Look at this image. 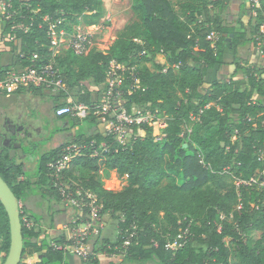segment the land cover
Instances as JSON below:
<instances>
[{"label": "trees", "instance_id": "16d2710c", "mask_svg": "<svg viewBox=\"0 0 264 264\" xmlns=\"http://www.w3.org/2000/svg\"><path fill=\"white\" fill-rule=\"evenodd\" d=\"M10 1L17 13L9 21L0 16V25L4 45L11 49L18 68L31 66L35 54L45 57L49 52L51 41L42 16L64 18L68 32L79 23L98 25L103 17L104 0ZM229 2L132 0L134 20L118 32L111 46L93 48L86 56L66 51L58 58L68 91L77 88L76 103L93 102L86 84H106L108 70L116 62L136 68L139 80L136 87L130 75L124 81L127 111L136 108L167 117L162 141H156L147 124L130 126L129 144H120L109 134L80 135L74 140L77 144L95 142V146L63 172L66 182H77L84 192L94 193L102 216H122L117 240L96 244V255L123 256L120 262L106 264H264V190L259 186L264 182V70L258 75L255 68L238 67L227 82L209 80L212 71L227 65V53L235 58L250 42L256 46L261 42L258 47L264 55V34L260 33L264 0H259V7L251 3V18L256 21L253 40L249 38L252 22L225 23ZM36 10L39 14H33ZM212 33L217 35L215 44L208 40ZM159 55L166 57L165 63L157 62ZM240 69L246 82L236 78ZM56 104L58 108L67 103ZM89 118L96 121V117ZM58 132L55 129L50 139ZM66 146L39 158L37 173L50 182L46 190L42 188L44 198L62 199L49 165ZM23 167L10 158V149L0 151V176L20 204L23 256H44L37 264H69L67 252L58 248L68 246L66 237L41 238L35 227L40 217L28 218L36 221L32 228L24 220L22 205L32 183L20 180L26 176ZM79 169L93 174L102 169L115 171L129 185L112 193L93 177L78 179ZM185 232L188 239L182 248H167ZM251 233L258 234L253 245L245 240ZM127 240L130 244L125 247ZM10 247V221L0 201L3 263ZM96 255L87 263L101 264ZM24 260L20 264H27Z\"/></svg>", "mask_w": 264, "mask_h": 264}, {"label": "built area", "instance_id": "2783aa9c", "mask_svg": "<svg viewBox=\"0 0 264 264\" xmlns=\"http://www.w3.org/2000/svg\"><path fill=\"white\" fill-rule=\"evenodd\" d=\"M252 1L253 5L259 7V0ZM12 9L13 5L10 0H0V16L4 20L9 21L16 15V10L12 11ZM33 14H39V11H33ZM107 20H111V17H108ZM41 21L48 28V37L51 41L49 52L45 57L35 54L32 57L31 66L6 71L4 77L0 79V90L3 92L14 94L20 90L43 88L54 95L68 94L67 81L59 67L58 58L66 51H72L77 56H86L93 49V39L96 36L93 35V32H68L65 19L61 17L42 16ZM91 27L94 29V34L96 31L104 29L101 24ZM28 31L29 27L25 28V32ZM260 33L264 34V22L260 26ZM208 40L215 44L217 35L212 33L208 36ZM260 45L261 42L258 46ZM128 75L135 78L136 69H124L122 65L113 62L108 70V81L105 84L106 87L101 98L93 101L90 105L76 103L74 100L69 99L66 105L56 108L55 116L71 120H86L92 115L101 117V120L105 123L106 132L109 135L115 136L120 144H126L130 126L148 125L149 123V119L136 113V108H133V112L129 113L125 107L123 85ZM135 83L133 87L139 84V80L136 78ZM108 117L111 118L110 121H108ZM149 118L152 119L151 116ZM165 127H167V124ZM162 136L161 138H158V136L154 137L156 141H162L164 135ZM93 146H95L94 142L90 145L83 143L68 147L58 160L50 165L51 174L54 179L57 178L59 181H64L63 172L70 168L72 161L83 155V152L87 148ZM101 147L104 150H108L105 144ZM251 182L256 183L260 181L252 179ZM259 186L264 190V182H260ZM57 188L62 201L74 211V219L69 225L65 226L69 230V236L66 238L69 244L68 246H59L58 248L84 260H88L93 255L90 247L91 237L93 235H100L99 226L102 223V208L99 205V200L92 192L73 191L68 187L60 188L57 186ZM25 222L30 228L29 222ZM187 239L188 233L185 232L171 241L167 245V248L176 251L185 245ZM129 244L130 241L127 240L124 246L127 247Z\"/></svg>", "mask_w": 264, "mask_h": 264}, {"label": "crops", "instance_id": "0c3cea01", "mask_svg": "<svg viewBox=\"0 0 264 264\" xmlns=\"http://www.w3.org/2000/svg\"><path fill=\"white\" fill-rule=\"evenodd\" d=\"M249 1L250 0H230L229 9H228L225 23L229 26H238L240 21H242L245 25H249L250 22H252V24L255 23L256 21L251 18L252 13L250 14L249 9H248ZM72 27H74L72 32H75V31H82L84 33L93 32V35H96L94 39L95 41L98 40V42L100 40L101 35L102 36L104 35V31L102 30L98 32L96 31L97 33L95 32L94 34V29L91 26L85 25L84 23L72 25ZM1 28H2V25H0V41L1 43L4 44V41L2 39V29ZM94 39H93V42H94ZM114 41L111 42L110 45L109 44L104 45L103 47L107 48L111 46L114 43ZM0 47L3 51L0 54V56H2L4 53L7 54L6 50L9 51L10 53L11 49L8 46L4 45L3 47L2 46ZM63 54H65V52L62 53L61 56ZM12 60H14L13 57H12ZM14 66L15 65H13V67ZM122 67L124 69L125 68L126 69H136L134 67L132 68L126 65H122ZM16 68L18 67H14L11 69H16ZM4 71L6 72V70ZM3 77L4 76L2 75L0 79ZM104 86L106 85L104 84L103 86L97 87V86H91L89 84H86L87 89L92 93L93 101L103 96V92L101 91L103 90ZM32 90H20L14 94H7L6 92H3L2 90H0V132L5 133L6 129L10 131L9 125H13L14 127L16 126L19 132L13 139L16 142L23 143L25 151L31 154L23 162V166H24L23 169L26 173V176L22 177L20 180L29 181L32 183L31 191H30L32 193V197L22 206L26 207V209L30 211L31 217L32 216L40 217V220L37 223L35 219L32 220L34 223H36V230L39 232L40 237L45 238L47 240H53L57 237L58 238L60 237L68 238L69 230L65 228V226L69 225L70 222L74 219L73 218L74 211L72 210V208L68 207L62 201V199L61 201H55L50 198H44L42 196L38 187L42 186V188L46 190L50 186L49 185L50 182L49 180H46L45 182V179L44 178L41 179L40 178L41 175L37 173V168H38L39 160H40L39 158L42 154L38 153L39 154L38 157L34 156L33 154L35 153V151H37L36 148H40L42 144L46 141V138L43 136V133H46V131H51V130L53 131L54 129L58 127L57 123L55 122L51 123L52 120L50 119V116L47 113L42 114V112L40 111L42 101H45L46 105L51 102L53 104L57 102L67 103L69 99L75 100L74 97L76 95L77 88L74 91L69 90L68 94H65V95H62V94L54 95L43 88H36ZM52 117L56 119H64V120L67 119V118H57L55 116V111ZM67 120H70V119H67ZM91 122H92L91 126L88 127V131H89L88 134H82V135L90 136L93 134H102L105 136L106 134H108L106 132V129H102L100 127L101 125L98 122V119H96V121L91 120ZM101 122L105 126V123L103 122V120H101ZM48 125L50 129H48ZM65 127L67 128V125H65ZM52 133L53 132H51V135ZM9 135H12V133L9 132ZM27 140L29 141L31 140L32 143L27 144L26 143ZM47 151L49 152V150ZM47 151L42 150L41 152L45 153ZM35 159H37L36 162H34ZM50 177L55 187L53 175L50 174ZM63 182L66 185L69 184L68 182H66V180H64ZM110 216L113 220H115V217L119 215L112 216L111 214H105L104 218L102 219V223L104 222V224L103 225L101 224V227L99 228V234H101V236L103 235L104 240L115 242L116 240H114V238L116 237V235L118 236V230L117 228L116 230L114 229V231L112 230L113 224L112 223L110 224L108 222ZM96 244L93 245L90 242V247L92 249L93 255L97 248ZM96 256L101 261V264H106L113 260L111 259L109 260V262L103 263L106 257H110V258L116 257V256H108L105 254H98ZM66 258L69 264H88L87 260H84L78 256H75L74 254H71L70 252L67 253ZM24 261L27 264H37L38 262H41L40 259H36L35 257H26Z\"/></svg>", "mask_w": 264, "mask_h": 264}, {"label": "rangeland", "instance_id": "374dc122", "mask_svg": "<svg viewBox=\"0 0 264 264\" xmlns=\"http://www.w3.org/2000/svg\"><path fill=\"white\" fill-rule=\"evenodd\" d=\"M131 3L132 0H104V4H103V17L100 20L99 24H101L104 29L102 31H104V35L100 37V40L98 42L95 41L94 39V47L93 48H98V49H102L104 48V45H110L111 42L114 41V39H116L117 34L120 30H122L124 28L125 25L129 24L130 22H132L134 20V16L132 13V9H131ZM252 0L249 1L248 4V9L249 12L251 14V8L253 7V5L251 4ZM108 17H111V20H107ZM255 26H256V22L252 24V29L250 30L249 33V38L253 40V38H255L256 36V30H255ZM2 29V28H1ZM71 29L73 30L74 27H71ZM257 37H259V34L257 35ZM100 44V46H99ZM0 46H4L3 43H1L0 41ZM7 54L4 53L2 56H0V72L4 71V70H11V68L13 67V60H12V56L11 53H9V51H7ZM10 56V57H9ZM8 60V61H7ZM7 61V62H6ZM13 61V62H12ZM157 62L160 64H163L166 62V57L164 55H159L157 57ZM226 64L223 68L219 69L218 71H212L210 76H209V80L210 81H214V80H218L221 82H227L228 80H230L232 74L235 72V70L238 67H241L243 69L246 68H255L257 70V74L260 75L261 72L264 70V55L262 54V52L260 51V48L258 46H256L253 42H250L246 47L241 48L238 50L237 52V58H234V55L229 52L227 53L226 56ZM237 79H240L244 82H246L247 77L244 73V71L242 69L239 70V73L236 76ZM105 87H103V90L101 92H104ZM46 97V96H45ZM257 98V96H256ZM57 104L56 103H49L46 105L45 101H42L41 107H40V111L43 113H47L49 116H53V113L55 111ZM136 113L140 116H144V118L149 119V127L153 128L154 130V136H158V138L163 137L161 130L165 129L166 127V120L167 117L164 116L163 114H151L150 112L144 113V110L142 109H136ZM151 116L152 119H150L149 117ZM90 117H96V116H90ZM108 120H111L110 117H108ZM96 119H98V122L100 123V127L102 129H105L104 124L101 122V117H96ZM52 120V119H51ZM54 120L51 121V123H53ZM72 123L75 124L74 125V131L73 134L69 135L68 133L71 131L70 129H65L64 132L62 134H58L56 136H54L53 138L50 139V131H46V133H43V136L46 138V141L42 144V146L39 148V151H35V153L33 154L34 156L38 157V153L43 154V152H41L42 150H49V152L51 150H58L61 149L63 147H65L66 145V149L68 147H71L73 145H75L76 143H74V140L76 137L82 135V134H88V127L91 126V119H87V120H79L78 122H75L74 120H72ZM98 123V124H99ZM103 124V126H102ZM163 126V127H160ZM131 136L132 133H128V136L126 138V143L129 144L131 142ZM47 139L49 140V142L47 143ZM160 140V139H158ZM28 141V142H27ZM26 143L27 144H31L32 141L27 140ZM32 147V146H31ZM62 152L59 154V156H61L64 151L61 150ZM48 152V151H47ZM59 158V157H58ZM57 159H54L51 164H54V162ZM37 159L34 160V162H36ZM33 161V160H32ZM51 167V166H50ZM101 173V174H100ZM94 178L96 180H98L99 182H101V184L103 185V187L112 193H119L122 192L124 189H126L128 187V181L125 177H120L115 171H110L107 169H102L101 172L93 174V173H89L86 172L84 170H80L79 174H78V179H80L81 181L83 180H87L90 178ZM72 183V185H71ZM54 184H55V188H57V186H59L60 188H65L68 187L69 189L76 191V190H81L83 193H87L84 192L81 184L79 185L77 182H70L68 185L64 184L63 181H59L57 178L54 179ZM38 189L40 190V192H42V186H39ZM58 189V188H57ZM94 194V193H93ZM32 197V193L29 191V193H27L26 196V200L28 201L29 199H31ZM99 205L102 208V205L99 203ZM23 212H24V220L28 221L30 228H32L34 226V222L30 221L28 218L31 216L30 215V211L28 209H26V207H23ZM119 216L115 217V220H113L111 218V216L109 217L108 222L112 225V230L114 231V229L118 230L119 228V221L122 218V216L120 214H118ZM104 218V215L102 216V219ZM118 222V223H117ZM102 225L104 224L101 223ZM101 224L99 227H101ZM36 227V224H35ZM102 230V229H100ZM119 232V231H118ZM106 234V233H105ZM119 234V233H118ZM258 238V234L257 233H251V234H247L245 235V240L250 244L253 245V243L257 240ZM59 239L58 237L53 239V240H57ZM103 235L101 236V234L98 235H93L91 237V244H101V242L103 241ZM114 240H117V235L114 238ZM95 255V253H94ZM3 256L0 257V264H3ZM113 259V262H120L123 260V256L122 255H118L116 257H106V259H104L103 263L105 262H109V260Z\"/></svg>", "mask_w": 264, "mask_h": 264}, {"label": "water", "instance_id": "95a60500", "mask_svg": "<svg viewBox=\"0 0 264 264\" xmlns=\"http://www.w3.org/2000/svg\"><path fill=\"white\" fill-rule=\"evenodd\" d=\"M9 127L10 131L6 129L5 133L0 132V151L5 148L10 149V158L14 159L17 165H22L24 160L31 154L25 151L23 143L16 142L13 139L19 132L17 127L13 125H9ZM9 132L12 135H9ZM0 201L8 214L11 227V247L3 264H20L26 258L23 256L24 238L20 204L12 189L1 176ZM43 258L44 256H41L40 260L42 261Z\"/></svg>", "mask_w": 264, "mask_h": 264}, {"label": "flooded vegetation", "instance_id": "af4514ba", "mask_svg": "<svg viewBox=\"0 0 264 264\" xmlns=\"http://www.w3.org/2000/svg\"><path fill=\"white\" fill-rule=\"evenodd\" d=\"M50 119L54 120V122L58 124V127L56 129H58V130L60 129V132H58L56 135L62 134L64 132V130L66 129L65 125H67V129L71 130L68 134L69 135L73 134L74 124L72 123V121L67 120L68 118L64 120V119H56V118H53L52 116H50ZM48 129H50L49 125H48ZM54 130L50 131V135H51V132H54ZM26 135H28V134H26ZM36 150H39V148H36Z\"/></svg>", "mask_w": 264, "mask_h": 264}]
</instances>
